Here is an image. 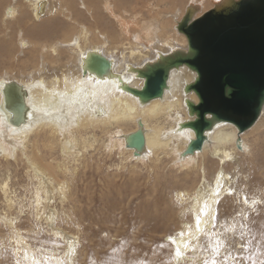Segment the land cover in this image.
Masks as SVG:
<instances>
[{"label": "bare ground", "instance_id": "bare-ground-1", "mask_svg": "<svg viewBox=\"0 0 264 264\" xmlns=\"http://www.w3.org/2000/svg\"><path fill=\"white\" fill-rule=\"evenodd\" d=\"M58 1L10 0L2 12L6 23H20L29 13L33 24H40L32 32L34 36L31 37L34 38L26 40L18 35V53L22 57L18 69L8 66L0 74V169L4 168L7 172L10 167L20 163L25 167L28 178L35 184L36 219L45 221L55 247L58 240L63 242L64 256H57L51 250L53 263L45 260V264L73 263L78 236L61 228L54 203L56 200L61 204L78 203L79 182L75 180L77 185H71L68 175L74 176L83 153L96 147L107 150L109 155L117 151L121 162L143 166L150 164L157 170L165 160L171 158L173 167L199 173L202 183L195 187L193 196L188 195L187 190H180L176 196L181 206L170 205L174 210L189 209L191 222L186 220L168 240L174 251V264H202L206 258L211 260L209 251L205 259L202 258L203 262L190 259L188 254L200 257V246L204 239L210 251L214 242L219 240L212 230L216 209L233 195L229 181L234 178L227 174L226 167H232L238 155L244 157L249 153L250 148L243 139L245 133H239L231 123H216L206 130L202 150L185 152L190 140L195 137L190 128L181 127L184 121L193 119L188 114L186 100L197 103L196 95L186 92L184 87L195 79L196 73L185 65L170 71L160 97L142 102L125 88L130 86L141 90L144 79L138 77V69L156 61L161 55L187 47L184 34L176 32L174 39L171 32L162 30L164 22L173 15L163 12L161 17L160 0L153 3L147 0ZM201 3L196 0L188 3L194 7L195 18L206 12L199 13ZM78 5L95 19L93 24L88 28L78 21L75 25L74 20V31L69 32V40H61L65 33L61 37L54 35L56 42L50 44L46 38L51 28V34L58 30L59 12L66 7L76 13ZM27 8L29 12H26ZM101 21L107 23L106 29L99 27ZM180 22H176L173 30H177ZM9 49V46H4L0 50L1 62L6 60ZM92 54H100L109 60L110 70L103 75L88 70L86 65ZM262 126L264 106L256 124L249 130L256 131ZM140 130L144 146L137 150L129 143L135 139L127 141V137ZM137 142H140L139 137ZM56 149L61 153L60 157L55 156ZM205 156L214 163L215 169L218 168L213 172L212 182L206 179ZM71 166L73 169L70 173ZM2 175L0 192L7 198L10 204L8 208H12L14 201L9 198V178ZM184 177L175 188L179 185L182 188L188 183L187 172ZM240 198L242 206H256V201L252 199L249 203L244 193ZM201 209L205 213L203 216H200ZM72 216H75V212H71ZM197 216L202 221L199 232L196 230ZM2 218L8 226L16 223V219L7 214ZM67 220H70V224L74 221ZM16 232L18 240H23L18 230ZM185 241L191 242L188 249L183 248ZM29 248V245H25L21 252L32 258L31 264H36ZM176 248L181 249L182 257H175ZM219 252H223L221 248Z\"/></svg>", "mask_w": 264, "mask_h": 264}, {"label": "rangeland", "instance_id": "rangeland-1", "mask_svg": "<svg viewBox=\"0 0 264 264\" xmlns=\"http://www.w3.org/2000/svg\"><path fill=\"white\" fill-rule=\"evenodd\" d=\"M9 1L3 0L0 3V50L4 46L10 47L5 56L7 61H0V74L8 66L18 69L22 59L18 53V35L26 40L32 39L33 30L40 26L33 24L29 13L20 23L4 22L2 12ZM147 1L153 3L157 0ZM189 1L192 0H160V15L163 12L173 15L164 24L161 21L162 30L171 32L174 39L178 31L173 30V26L181 21L184 16L182 12ZM196 1H202L199 13H203L221 0ZM81 8L78 5L75 13L63 7L58 15V30L51 34V28L46 38L50 44L56 42L55 36L61 37L64 33L61 40H69V32L74 31V20L75 25L78 21L88 28L93 24L95 19ZM26 10L29 12L28 8ZM106 26L107 23L101 21L99 27L106 29ZM116 26L119 28V24ZM249 129L242 132L245 133L243 139L250 148L249 153L244 154V157L238 155L232 167H226L227 174L234 178L229 181L234 196L220 203L212 225L213 234L221 241L223 252H211L204 239L200 246L201 256L188 254L190 259L196 258V261L203 262L209 251V258L216 259L217 264L264 262V126L256 131ZM107 152L96 147L83 153V158L76 167L77 173L74 176L68 175L71 185H77L75 180L80 185L76 205L69 202L61 204L58 200L54 203L61 228L78 236L72 264H174V251L168 238L176 234L186 220L190 221L192 215L188 213L189 209L174 210L170 205L181 206V201L176 196V192L180 190H187L188 195L193 196V190L202 183V178L193 170L173 167L171 158H168L169 161L165 160L160 169L155 170L150 164L143 166L139 163L121 162L117 151L112 155ZM54 153L56 157L61 155L58 149ZM204 158L207 166L206 179L212 182L213 172L218 168L215 169L209 158ZM10 168L7 172L4 168L0 169V175L9 178V198L14 201L12 208H8L10 204L0 192V264H31L32 258L21 252L25 245H29L36 264H45L46 261L53 263L50 252L54 250L57 256H62L63 242L58 240V246L55 247L45 221L36 219L35 184L28 178L25 167L20 163ZM71 169L72 166L69 168L70 173ZM186 172L188 183L182 188H179L180 185L175 188L177 182L182 183L185 179ZM241 193L246 195L249 203L254 199L256 206H242ZM71 212H75V216L70 217ZM6 214L16 219L12 227L2 218ZM67 219L74 221L70 224ZM17 230L23 240H18ZM199 253L198 251L197 254Z\"/></svg>", "mask_w": 264, "mask_h": 264}, {"label": "water", "instance_id": "water-1", "mask_svg": "<svg viewBox=\"0 0 264 264\" xmlns=\"http://www.w3.org/2000/svg\"><path fill=\"white\" fill-rule=\"evenodd\" d=\"M177 31L185 35L186 49L161 55L138 69V77L144 79L141 90L125 88L146 102L162 96L173 68L185 65L195 72V79L184 86L186 92L197 97V103L186 100L193 119L181 125L194 132V139L185 149L186 153H194L202 150L206 130L216 123H231L242 133L255 125L261 114L264 0H221L199 18H195L194 7L188 5ZM86 68L103 75L111 65L104 56L92 54ZM138 137L140 142L135 143ZM127 139H135L129 143L137 150L144 146L141 130Z\"/></svg>", "mask_w": 264, "mask_h": 264}, {"label": "snow or ice", "instance_id": "snow-or-ice-1", "mask_svg": "<svg viewBox=\"0 0 264 264\" xmlns=\"http://www.w3.org/2000/svg\"><path fill=\"white\" fill-rule=\"evenodd\" d=\"M203 215H205V213H204L203 209H201L200 216H203ZM200 216H197L196 217V221H195L196 222V230L198 232L201 230L200 229V225L202 223ZM181 235H183V233H181ZM171 239L172 238L169 237V240H171ZM173 243H174V241H173ZM190 243H191L190 241H185L184 244H183V248L184 249H188L190 247ZM221 246H222L221 241L220 240H216L214 242V245H213L211 251H213V252L218 254ZM182 255H183V253H182L181 249L180 248H176L175 257L180 258V257H182ZM204 264H217V261H216V259L206 260V261H204ZM262 264H264V262H262Z\"/></svg>", "mask_w": 264, "mask_h": 264}]
</instances>
